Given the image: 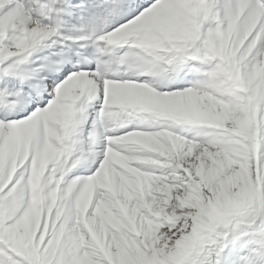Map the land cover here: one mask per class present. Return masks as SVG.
Returning a JSON list of instances; mask_svg holds the SVG:
<instances>
[{
    "label": "snow or ice",
    "instance_id": "snow-or-ice-1",
    "mask_svg": "<svg viewBox=\"0 0 264 264\" xmlns=\"http://www.w3.org/2000/svg\"><path fill=\"white\" fill-rule=\"evenodd\" d=\"M0 264H264V0H0Z\"/></svg>",
    "mask_w": 264,
    "mask_h": 264
}]
</instances>
